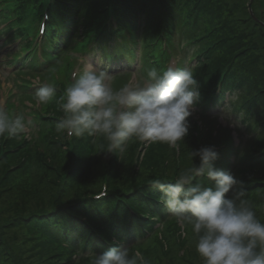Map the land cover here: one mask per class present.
Segmentation results:
<instances>
[{
  "label": "trees",
  "instance_id": "trees-1",
  "mask_svg": "<svg viewBox=\"0 0 264 264\" xmlns=\"http://www.w3.org/2000/svg\"><path fill=\"white\" fill-rule=\"evenodd\" d=\"M107 1L54 0L56 12L50 14L43 44V52L46 55L43 64L47 65L43 73L48 71L49 77L55 79L51 76L53 71L51 67L57 62L60 64L65 61L70 62V55L67 54L68 45L66 43L63 48L58 46L61 39L58 34L69 33L71 25L75 27L81 22L83 29L88 30V33L95 31L93 43L103 44L104 48H107L110 37L105 33L104 22L102 21L106 12ZM125 1H114L118 27L116 31H113L115 36L111 37L112 43L118 44L129 41L134 45L139 44L141 48L143 47L144 56L141 59V64L147 74L150 68L162 70V62L165 57L160 50L159 40L156 44L151 43L147 50L145 43L150 42V40L147 41L144 38L145 32L151 33L157 30L156 34L151 35L153 38L157 36L159 28L162 26H166L165 30L168 36L173 30L179 29L177 35L174 31L168 39L170 41L175 40L183 58H186L190 51L189 61L191 62L192 59L196 58V65H190V67L194 69V76L200 85L199 90L202 94L200 103H197L202 123H204L203 132H200L199 135L207 145H216L217 149H221L217 152L218 159L214 162V167L223 170L228 168L227 165L231 162L233 166L229 167V170L224 169L230 172L234 164L237 163L231 172L240 181L237 188H243L245 195L255 191L264 193V150L259 149V147L256 148L257 145L253 141L257 132L264 135L262 133L264 127L254 120L259 111L260 102L263 103V100H260L258 92L254 91L251 94L253 87L252 83L248 82H253V75L240 73L244 67L254 63L256 59L260 60V68L264 67V27L261 26V23L264 24V0L252 1V5L256 6L253 9L254 17L249 15L247 11L249 0H224L220 7L218 2H210L209 0H138L139 3L144 2L146 5L152 3L151 6L154 9L156 7V11L149 14L151 21L147 22L146 28L143 24L140 32V37H143L141 39H138L136 35L138 25L131 14L133 11L132 0ZM1 2L0 23L5 22L9 26L0 33L8 34L13 39L30 35L28 34L30 25L36 18V13L40 12L41 0H1ZM170 17L176 19L173 25L169 20ZM124 30L127 31L128 37ZM34 33L35 28L31 35ZM258 37H260L261 44L255 41V38ZM82 40L84 39L82 38ZM87 41L78 43L77 50L84 49ZM125 45L129 48V45ZM183 47L186 49H182ZM58 49L59 52H57ZM125 50H128L129 53L126 56V61L128 62L127 65L130 66L134 52L131 48ZM124 52L122 50V53ZM107 54L105 55L107 56ZM158 57L162 59L156 60ZM49 58H54V60L50 62ZM201 58L203 60H200ZM36 64L38 63L36 62ZM33 68L31 70L34 72H37V69L42 70L38 66ZM59 77L62 78V81L66 79L63 74H60ZM121 79L123 78L121 77ZM218 80L223 83L222 94L226 90L233 91L235 94L231 107L235 113L242 115V123L247 126V131L251 135L248 140L250 141L249 147L252 149L245 146L246 140L234 149L228 130L226 128L215 129L213 127L214 121L205 115V110L222 98V94L216 95L215 92L213 94L215 83ZM52 84L61 87L67 86L66 82L60 84L57 80L56 83ZM22 92L25 91L22 90ZM246 93L251 94V97H244L243 95ZM59 98L60 95L56 92L53 100L43 106L42 113L34 110L30 114L39 128L45 127L43 131L45 134L41 140L32 143L33 137L26 139L23 134H18L16 138L14 136L8 137L6 141H3L4 151L2 150L3 152L0 154V192L7 187H16L19 184L28 185L29 182L27 183V181H31V179L25 178L23 171L28 164L33 167L35 160L40 163L36 165L44 168L45 174L50 175L49 184L55 189H59L60 193H56V195L60 194V199L53 198L52 202H46L48 208L43 207L41 209H47L44 211H40L43 204L39 205L35 211L39 212L40 217H33L34 219L27 221L35 223V220H41V223H38L37 233L39 236L43 235L44 238L40 237L42 240H37L35 243H49L52 246L51 253L45 254L42 261L53 260L50 264H67L65 263L67 260L64 261L65 258L62 256L67 257L65 249L68 247L80 252L89 249L88 255H91L92 252L106 251L114 246L117 241L129 239L137 240L134 243L137 244L134 245L136 247L132 249V251H137L141 245L148 243L151 239L154 240V238L158 244L159 258L161 261H166L169 256L167 247L162 244L158 235L152 238L149 234L158 231L161 224L154 227L153 224L156 221L162 223L164 217L166 219L169 215L165 214V209L157 199L160 192H155L152 186H147V183L150 181L151 184L153 179L157 178L165 182H174V177L177 176L176 168L172 172L166 171L165 177L159 173L153 177L148 175L145 178L128 174L127 179L119 181L118 166L120 163L118 158L120 152H107V144L102 142L104 139L102 136H88L87 134L82 137L73 136L72 144L69 147L66 145L64 134L59 138L52 135L50 131L56 128V123L63 116ZM188 133L192 138L190 130ZM3 143L0 142V145ZM17 143L20 148H16ZM179 145L182 148L181 143ZM64 146L65 149H63ZM57 150L62 155L57 156ZM94 160H96L95 163ZM99 163L102 168L101 173L99 169L93 167L96 166L94 164ZM193 163L198 165L199 159L194 158ZM34 168L39 171L37 167ZM256 169H260L259 172H263V175L259 178L247 176V170L253 173L257 171ZM105 177L108 179L106 185L110 193L109 197L102 200L84 198L87 194L92 193L93 183L101 180V178L105 179ZM142 180H145L143 187H139ZM196 182L208 183L207 186L212 185V182L206 177H197ZM121 183H123L122 186H120ZM255 199L259 201L256 197ZM59 200L63 201L58 203ZM56 202L57 204H55ZM10 209H12L11 206ZM12 210L16 214H21L15 206ZM153 217L155 220H150ZM175 228L177 229L176 225ZM145 230H148L146 236H144ZM189 231L191 228L186 229L185 235H189ZM191 237H194V234ZM178 241L181 245L183 244L181 239ZM182 247L186 248L188 245ZM5 250L6 248L2 250V254L5 253ZM85 258L88 261L92 256H85ZM68 261L71 262V260ZM166 263L171 264V262ZM0 264L2 263L0 262Z\"/></svg>",
  "mask_w": 264,
  "mask_h": 264
},
{
  "label": "clouds",
  "instance_id": "clouds-1",
  "mask_svg": "<svg viewBox=\"0 0 264 264\" xmlns=\"http://www.w3.org/2000/svg\"><path fill=\"white\" fill-rule=\"evenodd\" d=\"M45 30L41 22V34ZM81 63L82 72L71 73L60 97L63 116L56 123L58 133L102 136L107 152L123 153L133 138L178 149L189 131L187 118L200 99L193 67L150 68L146 78L114 89L113 74L86 58ZM55 95L56 87L45 82L36 89L35 100L47 105ZM229 123L238 126L234 120ZM33 127L23 113L10 117L0 108V137L29 134ZM189 157L191 166L181 170L174 182L157 178L151 183L160 192L158 201L166 213L182 228L190 226L202 264H264V223L257 219L244 189L237 188L240 181L214 167L218 153L212 145L190 151ZM193 158L199 159L198 165ZM197 177H206L212 185L195 182ZM106 195L105 186L95 198ZM91 256V264H148L141 252L123 243Z\"/></svg>",
  "mask_w": 264,
  "mask_h": 264
},
{
  "label": "rangeland",
  "instance_id": "rangeland-1",
  "mask_svg": "<svg viewBox=\"0 0 264 264\" xmlns=\"http://www.w3.org/2000/svg\"><path fill=\"white\" fill-rule=\"evenodd\" d=\"M210 2H218V6L220 7L221 3L224 0H209ZM252 1L250 2V8L248 14H253V9L256 8V6L252 5ZM0 4H2L0 0ZM5 5V4H3ZM151 4L146 5L144 2L139 3L138 0H132L131 6L133 10L137 11L142 15V19L144 21H147L148 23L151 21V18L149 17V14L153 11H156V7L154 9ZM11 11V10H10ZM225 13V12H224ZM171 25H173L176 22V19L173 17L169 18ZM155 24V23H153ZM81 22L78 23V33L79 35H76L73 38L72 30L68 34V37L62 41V43L59 45L60 48H63V46L67 43L68 45V51L70 50H77L78 43H83L84 41H87L85 45L90 42L92 36H90L89 33H85L81 29ZM151 27V25H150ZM4 29L5 25L0 24V29ZM162 30H165L166 26L160 27ZM74 29V28H73ZM157 30L152 31L149 33L148 31L145 32L146 39L150 40L152 34H156ZM87 34V35H84ZM2 37V36H1ZM82 38L84 40H82ZM258 38H255V41L259 44H261V40ZM5 38L0 39V108L6 111V113L11 117L15 114H21L23 113L26 117L30 118L33 122V129L29 134H23V136L26 139H30L31 136L33 137V142H37L38 140H41L42 136L45 134L43 127L42 129L39 128L37 122L33 121L32 116L30 115L31 112L36 110V112L42 113V108L44 105L37 104L35 100V94L31 92L25 93L22 92L20 87L21 84H32L31 87H35L36 85H41L45 82L48 83H56V80L58 83L62 84V82H66L67 80L64 79L62 81V78H60V74L64 76H68L71 78V73L73 71H81L83 70V64L81 63L82 59H87L90 63H92L94 66H97L100 64L98 61V53H95L94 51L86 52L84 54L77 53L75 56L78 58L76 59L75 63L72 62H63V63H56L51 68L53 69L52 75L55 79L49 77L48 71L45 73H37V75H32L27 72H17L15 71L16 68H19L12 64V56H10V52H13L17 49H19L18 43H9L7 46L5 43ZM8 42V41H7ZM110 48V46H109ZM59 50V49H58ZM225 54V53H224ZM125 59V57H124ZM124 59L119 60L117 62H113V64H107L105 68H108V70H112L113 73H119L117 76L122 77L121 78H112L110 81L111 86L114 89H118L121 86H123L125 83L128 82H136L139 81L142 77L139 72L135 71L134 73L129 72L128 75H125L127 72L123 71V69H118L119 67L123 66L125 64ZM134 64L136 62H133ZM106 65V63H105ZM137 67H139V63L137 64ZM31 72V71H29ZM34 73V72H31ZM111 73V71H110ZM241 74H247L250 75L253 79L252 81H249L248 83H252V92H258L260 96V100H263V103L260 102L259 111L256 113V116L254 120L258 124H261L262 127H264V67L260 68V60L256 59L254 63H250L248 66L244 67L241 71ZM125 75V76H124ZM249 76V77H250ZM49 79H52V81H49ZM127 79V80H126ZM61 82H60V81ZM126 80V81H125ZM54 85V84H53ZM56 92L59 93L60 97L64 92V89L66 86H56ZM33 87V88H34ZM60 87L61 92L58 90ZM241 93V92H240ZM239 93V94H240ZM249 93L244 94L243 96L246 98L251 97ZM202 98V94H200V99L197 102L200 103V100ZM60 99V98H59ZM231 99H233L231 97ZM231 102V101H230ZM230 104V103H229ZM224 108V109H223ZM222 109H223V115L224 118H222ZM50 112V111H49ZM46 113V111H44ZM210 115L214 116L215 119H211L214 121L215 124H219L220 126H224L227 128L228 132H231L232 130V138L235 140L236 138L239 139V141H242L243 143L246 140L245 146L248 148L250 145V141L248 139L251 138L250 133L247 130V126L244 128L242 123L240 122V118L236 117L233 113H230L229 105L226 102V100L223 102V105H219L217 109H212L209 112ZM188 122L190 124L189 130L192 134V138H190L189 133L186 137H184V140L181 142L182 148H180V145L178 149L170 148L167 144L164 143H147V142H140L136 139H132L128 145L126 150L123 153H120V157L118 158V161L120 163V166H118L119 171V181H123L124 179H127V177L130 175H134L135 177H142L145 178L148 175L155 176L158 173L162 174L163 177L166 175V171L172 172L174 168H176L177 175L179 172L192 164V160L189 157V152L193 150H197L203 146H208L205 141L201 139V136L199 135L200 132H203V126L204 123H202V117L200 116V113L198 109L195 106L194 111L192 112V115L189 116ZM235 121L238 126H234L229 123V121ZM214 127V126H213ZM52 135L54 137L59 138L61 135L64 134V136H67L66 133H58L56 131V128L54 130H51ZM262 133L264 134V130H262ZM231 136V134L229 133ZM17 135L14 137L16 138ZM8 137L11 138V136H3L0 137V142L3 143V141H6ZM66 145L69 146L72 144V141H69L65 138ZM30 141V140H27ZM254 144H256V148L259 147V149L264 150V135L260 134V132H257V134L253 138ZM104 143L107 144V141L103 139ZM214 146V149L216 152H219L221 149H217L218 147L216 145ZM104 147V146H103ZM16 148H20L18 146V143L16 144ZM66 147L64 146L63 149ZM55 150V147H53ZM62 149V148H61ZM252 149V148H251ZM4 151V143L3 145H0V154ZM98 151V150H97ZM172 151V154H171ZM61 154L59 150H57V156ZM62 155V154H61ZM60 155V156H61ZM59 156V157H60ZM98 157V156H97ZM96 157V158H97ZM95 158V159H96ZM60 159V158H59ZM194 159V158H193ZM57 160V158H55ZM98 160V158H97ZM230 160V158H229ZM102 161V160H101ZM96 160H94V163ZM101 163V162H100ZM94 164L96 166V169H99L100 173L102 171L101 164ZM36 164H40L35 160L33 163V167L31 164H28L23 171V175L27 179H31L28 185L26 184H19L16 187H7L4 191L0 192V262L2 264H50L51 261H42V258L45 254L51 253L52 246L48 243H35L37 240H42L41 238H44V236H39L37 233L38 230V223H41V220L37 219L35 220V223L27 222L29 220L34 219L33 217L37 218L39 216V212L35 211L39 205L43 206L40 208V211L43 207L48 208L46 205V202L51 201L53 198L56 200L60 199V194L56 195V193H60L59 189H55L52 185L49 184L50 175L45 174V169L42 167H39ZM91 164V163H90ZM237 165L234 164V167ZM233 166V164L230 162L227 167L224 169H228L229 167ZM34 167H37L39 171H37ZM234 167L231 168L230 172H233ZM223 169V170H224ZM257 171H254L253 173H250V171L247 170V176L253 177V178H259L261 175H263V172L260 173V169H256ZM97 171V170H96ZM175 176L174 178H176ZM150 179V178H149ZM148 180V178H147ZM143 181L140 182L139 187H143ZM150 182V181H149ZM147 183V186H152L150 183ZM196 182V181H195ZM108 183V179L105 177V179L98 181H95L92 186V193L93 194H100L104 189L105 185ZM123 183H121L120 186H122ZM203 185L207 186L208 183H202ZM23 186V187H21ZM27 186V187H26ZM107 187V185H106ZM121 188V187H119ZM154 191H158L153 187ZM120 190V189H118ZM108 191V187H107ZM159 192V191H158ZM53 193V195H52ZM108 195L104 197H109ZM247 197V200L251 202L253 205L254 211L256 212L257 219L262 221L264 223V193H261L260 191L251 192L248 195H245V198ZM255 197L259 200L256 201ZM86 198V196L84 197ZM157 198V197H155ZM107 199V198H106ZM158 199V198H157ZM151 200V198H150ZM53 201V200H52ZM51 201V202H52ZM63 200L57 201L58 203H61ZM57 202L55 204H57ZM10 206L12 209L14 206L17 208V211L21 214L14 213V210L10 209ZM21 211V212H20ZM35 211V212H34ZM33 212V213H32ZM134 212V211H133ZM168 215L167 213H165ZM40 217V216H39ZM38 217V218H39ZM168 217V218H167ZM166 219L164 217L162 223L157 222L154 225V227L159 226L158 231L156 233H150L149 236L152 238L155 235H158L159 238H161L162 244H164L165 247L168 249V257L167 260H162L159 258V254L157 251L158 244L154 240L151 239L148 243L139 245V249L137 251L141 252L144 257L148 260V264H168L166 262H171V264H200L201 258L199 257L198 253L195 250V238L191 237L193 236V233L189 231V235H185L186 229L190 228V226L182 228L179 224H177L174 220V218L167 216ZM150 220H155L154 217ZM152 221V222H153ZM175 225L177 226V229L175 228ZM148 233V230H145L144 236H146ZM159 233V234H158ZM41 237V238H40ZM183 244L181 245L180 241ZM113 240V238H112ZM175 240V241H174ZM117 241V243H123L131 247V250L135 248L137 244L135 241L137 240H121ZM188 245V247L183 248L182 246ZM163 246L164 249H166ZM182 247V248H181ZM6 248L5 253L2 254V250ZM166 249V251H167ZM67 257L65 255L62 256V258L67 264H91L90 258L88 261H86L85 256H91L88 255V252H80L79 250H75L74 248L70 249V247L66 248ZM55 251V249H54ZM53 251V252H54ZM99 254V253H96ZM172 257V260H171ZM61 258V259H62ZM81 258V260H80ZM170 258V259H169ZM189 258V260H188ZM169 259V260H168ZM68 260H71L69 263ZM59 261V260H58ZM78 262V263H77Z\"/></svg>",
  "mask_w": 264,
  "mask_h": 264
},
{
  "label": "bare ground",
  "instance_id": "bare-ground-1",
  "mask_svg": "<svg viewBox=\"0 0 264 264\" xmlns=\"http://www.w3.org/2000/svg\"><path fill=\"white\" fill-rule=\"evenodd\" d=\"M70 31H71V29H70ZM135 57H132V59H134ZM34 64V63H33ZM35 64H36V62H35ZM39 64V63H38Z\"/></svg>",
  "mask_w": 264,
  "mask_h": 264
},
{
  "label": "water",
  "instance_id": "water-1",
  "mask_svg": "<svg viewBox=\"0 0 264 264\" xmlns=\"http://www.w3.org/2000/svg\"><path fill=\"white\" fill-rule=\"evenodd\" d=\"M251 1V0H250Z\"/></svg>",
  "mask_w": 264,
  "mask_h": 264
}]
</instances>
